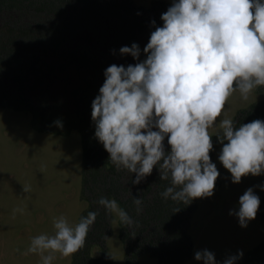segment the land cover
I'll return each mask as SVG.
<instances>
[{
  "label": "clouds",
  "instance_id": "clouds-1",
  "mask_svg": "<svg viewBox=\"0 0 264 264\" xmlns=\"http://www.w3.org/2000/svg\"><path fill=\"white\" fill-rule=\"evenodd\" d=\"M161 20L162 26L151 22L155 30L143 49L145 59H140L136 43L119 49L121 56L137 62L111 64L104 70L91 117L95 138L109 160L117 170H127L129 179L135 174L132 184L141 183L155 166L161 180L169 181L161 197L187 205L214 193L220 173L209 155L213 149L209 128L225 111L226 101L234 92L247 100L254 89L264 86V0H172ZM55 123L62 127L61 121ZM215 127L222 145L218 160L231 173L232 183L249 174H264V120L237 127L233 119L223 118ZM132 198L141 213L142 197ZM97 204L124 225L137 223L114 198L101 196ZM259 206V196L249 188L239 197L238 211L229 214L246 228ZM100 208L75 225L63 215L55 218L53 234L32 237L22 255L37 254L41 264H52L57 253L62 257L77 253ZM242 257L238 250L223 264H237ZM194 258L200 264H217L208 249L197 250Z\"/></svg>",
  "mask_w": 264,
  "mask_h": 264
},
{
  "label": "trees",
  "instance_id": "trees-1",
  "mask_svg": "<svg viewBox=\"0 0 264 264\" xmlns=\"http://www.w3.org/2000/svg\"><path fill=\"white\" fill-rule=\"evenodd\" d=\"M169 7L161 2L135 7L129 0H0V108L28 111L31 126L39 132L65 135L75 130L80 134V198L86 207L78 222L100 208L101 196L116 199L137 222L129 227L118 218L125 264H137L144 254L156 264H183L193 253L188 229L195 200L187 205L164 200L160 193L169 181L161 180L155 166L141 183L132 184L135 174L129 179L127 170H117L109 160V153L95 138L91 117L104 70L111 64L136 63L119 53L122 46L133 43L141 49L140 59H145L143 49L155 30L151 22L162 26L161 15ZM232 119L237 127L264 120V100L238 110ZM211 139L212 162L222 145L216 134ZM164 146L170 151L167 137ZM132 196L143 199L139 214ZM257 215L264 224V190ZM112 219L111 213L100 208L85 246L71 256V264H111L105 243ZM92 246L99 248L98 258L89 255ZM237 264H264V241L245 252Z\"/></svg>",
  "mask_w": 264,
  "mask_h": 264
},
{
  "label": "rangeland",
  "instance_id": "rangeland-1",
  "mask_svg": "<svg viewBox=\"0 0 264 264\" xmlns=\"http://www.w3.org/2000/svg\"><path fill=\"white\" fill-rule=\"evenodd\" d=\"M129 1L142 8H149L153 2L172 4V0ZM261 100H264L261 86L254 89L247 100L234 92L226 101L221 117L209 128V134L212 136L220 131L215 125L221 119H232L238 110ZM221 148L215 150L212 162L222 178H229L236 194L227 211L221 209L217 195L195 199L200 210L188 229L193 253L183 264H200L194 253L201 249L213 252L217 264H221L238 250L244 255L264 241V225L258 216L242 228L238 218L229 214L230 210L238 211L239 197L247 189L252 188L261 197L264 174H249L242 177L240 183H232L231 173L218 160ZM81 164V137L77 131L71 130L65 135L39 132L31 126L28 111L0 108V264H41L37 254L22 255L31 238L42 233L53 234V221L61 215L73 225L78 223L86 207L80 198ZM215 185H219V180ZM111 214V233L105 243L107 256L111 264H125L123 246L118 238L119 217ZM89 255L98 258L99 248L92 246ZM52 264H71V256L62 257L57 253ZM137 264H156V260L144 254L137 259Z\"/></svg>",
  "mask_w": 264,
  "mask_h": 264
},
{
  "label": "crops",
  "instance_id": "crops-1",
  "mask_svg": "<svg viewBox=\"0 0 264 264\" xmlns=\"http://www.w3.org/2000/svg\"><path fill=\"white\" fill-rule=\"evenodd\" d=\"M213 159V158H212ZM220 173V172H219ZM223 175V174H222ZM226 177V176H225ZM219 180V185H215L214 187V193L213 195H217L219 196L220 200H219V205L221 207V209H224V210H228V206H229V203L231 201V198L235 196L236 193H234V191H236L235 188H233V185H230V180L229 178H222L221 174L218 176L217 178ZM227 183H229V185H227ZM229 186V188L227 189V187ZM216 193V194H215ZM261 195V194H260ZM260 198V196H259ZM195 200V199H194ZM196 202V209L195 211L193 212L192 216H191V220L194 219L195 217V214L198 210H200L198 208V203H197V200H195ZM210 204H212L210 202ZM208 207L211 208V206L208 204ZM258 216V215H257ZM262 224V223H261ZM264 225V224H263ZM221 264L223 262H220Z\"/></svg>",
  "mask_w": 264,
  "mask_h": 264
}]
</instances>
